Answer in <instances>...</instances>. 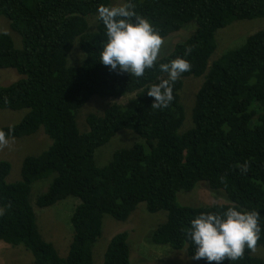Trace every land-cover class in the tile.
<instances>
[{
    "label": "trees",
    "instance_id": "1",
    "mask_svg": "<svg viewBox=\"0 0 264 264\" xmlns=\"http://www.w3.org/2000/svg\"><path fill=\"white\" fill-rule=\"evenodd\" d=\"M111 1L0 0V17L11 30L0 32V69H15L21 77L0 85V110L27 112L19 124L0 130L16 139L43 130L51 141L40 154L22 160L15 182L7 180L12 164L0 161V242L23 246L34 264H94L104 217L125 222L142 203L149 213L167 212L149 243L190 257L195 246L186 230L200 212L238 205L258 211L264 227V30L209 65L217 32L236 21L264 18V0H132L163 44L194 27L139 78L110 71L99 60L105 27L98 8ZM75 50L81 54L78 65L71 61ZM176 57L186 58L191 70L174 83V99L166 108L151 107L154 98L147 90L167 79L159 64ZM192 78L204 79L191 127L183 126L182 92ZM94 97L107 102L105 108L81 122V111ZM118 134L134 138L132 144L117 148L98 167L96 151ZM38 182L47 189L32 202ZM205 185L214 200L200 206L178 202L179 192L196 188L193 200L205 196ZM69 197L78 202L71 216L74 236L61 257L44 239L33 203L46 209ZM128 238L122 232L111 240L104 264H134ZM222 264H264V234L254 251L246 248L239 260Z\"/></svg>",
    "mask_w": 264,
    "mask_h": 264
},
{
    "label": "rangeland",
    "instance_id": "2",
    "mask_svg": "<svg viewBox=\"0 0 264 264\" xmlns=\"http://www.w3.org/2000/svg\"><path fill=\"white\" fill-rule=\"evenodd\" d=\"M119 2L120 0H112L111 5H116ZM193 28L194 27H190L184 30L179 36H171V38L162 45L159 55L161 57L167 55L178 41L189 35ZM259 30H264V18L236 21L233 25L219 30L216 34V50L210 58L209 65L218 60L227 51L244 45L247 38ZM0 32H11L9 21L4 17H0ZM13 33L8 34L14 39ZM77 54L78 51L75 50L71 60L72 64L78 65L81 61V54L80 57L77 56ZM18 79H21V77L15 69H0L1 86H8L18 81ZM203 79L204 78H192L186 80L182 92V102L186 108V118L183 126H189L188 124L190 123L191 127L193 125V102L195 95L203 83ZM92 99L81 111V122H83L85 115L89 112L101 113L105 108L107 102L99 100L98 97ZM26 113L27 112L24 110H0V129L19 124ZM8 139V146L0 148V161L4 160L12 164V172L8 177V182H15L19 179L22 160L26 156L40 154V151L46 149L51 144V141L43 130L32 137ZM133 139L134 138L128 134H118V136L114 137L106 145L100 147L95 153L97 166L103 167L106 165L117 148L131 145ZM202 183L205 184L206 182ZM46 189V185L41 182L34 184L31 201L33 202L35 197L37 198V196L45 192ZM196 189L190 193L179 192L178 202L181 205L200 206L214 200L213 194L209 195L206 185L204 188L205 196L198 197L196 201L193 200L192 195L196 192ZM217 198L218 201H224L222 198ZM77 203V200L73 197H69L57 203L55 206L46 209H39L33 203L37 221L42 230L44 239L54 244L61 257H66L68 254L74 236L71 216ZM142 207L146 208V204H140L136 211H134L125 222L116 221L110 216L104 217L102 236L93 249L94 264H104V255L108 245L117 234L122 232H127L129 234L128 242L131 247L130 260L132 258L134 264H201L199 260H194L192 257L188 256L184 250L178 251L166 245L150 244L147 237H150L151 232L167 220V212L160 211L157 213H149L147 210H142ZM33 258V254L23 247H11L0 243V264H33Z\"/></svg>",
    "mask_w": 264,
    "mask_h": 264
},
{
    "label": "clouds",
    "instance_id": "3",
    "mask_svg": "<svg viewBox=\"0 0 264 264\" xmlns=\"http://www.w3.org/2000/svg\"><path fill=\"white\" fill-rule=\"evenodd\" d=\"M98 18L105 27L99 60L110 71L139 78L146 70L156 67L163 37L149 19L136 13L132 0L99 6ZM159 69L167 73V79L153 84L147 95L154 98L151 107L162 109L173 101V85L183 73L191 70V64L186 58L176 57L159 64ZM8 144V134L0 130V148ZM262 234L260 213L238 205L222 212H200L189 221L186 230V236L195 246L192 258L204 259L208 264H222L225 259L239 260L246 248L255 250Z\"/></svg>",
    "mask_w": 264,
    "mask_h": 264
}]
</instances>
